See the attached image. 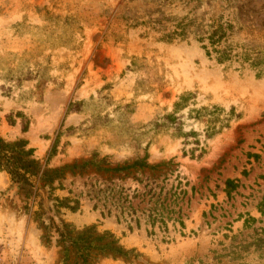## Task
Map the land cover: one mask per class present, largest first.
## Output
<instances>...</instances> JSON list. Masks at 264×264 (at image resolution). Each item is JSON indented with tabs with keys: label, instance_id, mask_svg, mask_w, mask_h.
<instances>
[{
	"label": "rangeland",
	"instance_id": "374dc122",
	"mask_svg": "<svg viewBox=\"0 0 264 264\" xmlns=\"http://www.w3.org/2000/svg\"><path fill=\"white\" fill-rule=\"evenodd\" d=\"M195 5L175 2L163 12L174 18L241 17L255 23L253 37L264 39V0H237L231 8L223 0ZM101 9L108 15L129 10L143 21L160 18L146 17L141 3L123 0H0V135L26 140L49 168L93 154L114 166L142 157L147 144L150 165L168 163L123 179L92 169L66 173L53 197L77 202L78 209L61 210V218L78 229L109 231L141 255L99 257L96 264H264V215L258 211L264 195V79L237 62L217 64L192 38L161 42L153 26L128 29L119 20L113 29L125 41L114 44L108 32L104 37L111 16L98 18ZM65 17H80L81 29L63 25ZM185 92L193 94L189 108H221L216 127L228 124L205 140L206 118L187 119L188 109L179 114L183 132L192 129L207 145L202 157L187 152L193 138L184 145L173 129L155 127ZM21 125H28L26 133ZM0 173V264H61L56 237L46 246L33 219L40 198L46 211L52 203L46 191L26 201ZM227 180L238 184L230 196ZM109 188L136 195L130 200L135 213L120 201V216L118 195ZM161 209L166 232L148 222ZM248 217L254 220L245 226Z\"/></svg>",
	"mask_w": 264,
	"mask_h": 264
},
{
	"label": "trees",
	"instance_id": "16d2710c",
	"mask_svg": "<svg viewBox=\"0 0 264 264\" xmlns=\"http://www.w3.org/2000/svg\"><path fill=\"white\" fill-rule=\"evenodd\" d=\"M217 0H123L126 5H135L141 3L145 8L146 13L144 16L152 17L154 14H159L160 18L143 21V17L138 15H108L107 10L101 9L97 13V17H109L110 24L105 32L104 37H112L114 44L125 41L124 36L121 35V31L114 30L113 24L117 21H121L128 29H135L140 26L149 27L156 32L161 33L159 41L165 43H173L175 41L184 42L189 38L200 44L201 49L204 50L207 57L214 55L215 61L219 65L227 63L237 62L241 69H250L255 73L256 79H264V39L261 41L253 37L252 33L255 30V23L252 20L241 21V17H232L231 20H224L221 15L219 17H188L181 18L167 17L164 15L163 9L172 6L175 2H181L183 5H189L195 3V7L200 8L203 4H212ZM228 7H232L237 0H223ZM155 7L154 10L149 8ZM93 13V12H92ZM58 19V18H55ZM79 19L76 17H65L62 19V24L65 26L76 25L81 29ZM165 23L170 24L169 27ZM159 28H155L154 26ZM246 31L247 36L243 37V32ZM193 99V94L185 92L179 96L178 101L173 104V111L166 113L160 119H157L155 127L160 130L173 129V131L179 136L183 137L184 145L188 144V138H193L194 148L187 151L191 157H195V154L199 152L197 157H202L206 153L207 145L200 143L198 137L200 134L196 133L192 129L184 133L183 132V116L179 115L185 109H188L187 119L194 121H201L202 118L206 124L204 132V139L209 140L221 133L222 129L227 128L228 124L216 127L220 119L219 115L222 111L221 108L216 106L189 108L195 106L190 104V100ZM234 108L231 109L233 111ZM232 112L230 115H233ZM20 113L17 117H20ZM228 121V120H226ZM14 122L9 121L10 125ZM28 125H21V132L26 133ZM149 144H147L143 150V156L134 160H126L122 163H117L114 166L109 163L106 158H98V154H93L91 159L73 161L71 164H67L57 168H49L47 164L42 165L39 160L34 157V149L28 148V142L24 139H18L15 141H7L0 135V172L5 173L10 182L15 185L19 193L24 197L26 201L34 202L37 198H40V191H46L47 200L52 201L47 211L44 210L42 199L38 202V210L34 212L33 219L37 222L38 228L42 231L41 240L46 246L51 245L53 238L56 237V246L60 248V263L61 264H96L99 257H121L124 259L137 260L141 255L134 249L127 250L119 243V239L109 231L99 232L97 227L87 226L82 229L76 228L73 224L66 222L61 218V210H68L70 212L77 211V202H73L68 198L53 197V192L57 189H62L61 181L65 178L66 173L71 175L82 174L87 170L92 169L98 174L117 176L119 179L128 178L135 173H143L145 170L151 172L155 171L162 165H168V163L162 162L158 165H150L148 163L149 158ZM52 150L51 153L52 154ZM50 154L47 157V161L50 159ZM186 156V152H183ZM170 162V161H169ZM47 163V162H46ZM57 184V187H55ZM227 189V195L238 188V184L234 180H227L225 182ZM109 193L115 192L118 195L117 208L121 209L120 216H123L124 206L119 205L120 201L128 203L129 213L134 214L135 211L130 206L131 198L128 195L122 196V190L115 191L114 188H109ZM73 203V205H71ZM164 210H155L148 215V222L153 228L156 223H159L163 232H166V220L164 219ZM258 211L264 215V195L261 202L258 204ZM48 213H51L49 216ZM170 213V212H169ZM168 213V214H169ZM119 221V219L117 218ZM253 218L248 217L245 220L246 226L249 222L253 221ZM138 226L139 221L135 219ZM180 227L183 228V223L177 220ZM129 231L132 230L128 226ZM150 235L153 233H149Z\"/></svg>",
	"mask_w": 264,
	"mask_h": 264
},
{
	"label": "bare ground",
	"instance_id": "6f19581e",
	"mask_svg": "<svg viewBox=\"0 0 264 264\" xmlns=\"http://www.w3.org/2000/svg\"><path fill=\"white\" fill-rule=\"evenodd\" d=\"M0 175H2V174L0 173ZM0 182H1V179H0Z\"/></svg>",
	"mask_w": 264,
	"mask_h": 264
}]
</instances>
